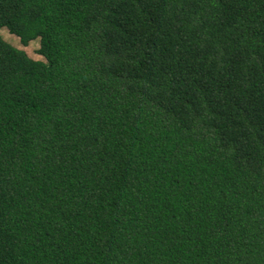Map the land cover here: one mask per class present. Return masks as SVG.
Returning <instances> with one entry per match:
<instances>
[{"label": "trees", "instance_id": "16d2710c", "mask_svg": "<svg viewBox=\"0 0 264 264\" xmlns=\"http://www.w3.org/2000/svg\"><path fill=\"white\" fill-rule=\"evenodd\" d=\"M0 264H264V0H0Z\"/></svg>", "mask_w": 264, "mask_h": 264}, {"label": "rangeland", "instance_id": "374dc122", "mask_svg": "<svg viewBox=\"0 0 264 264\" xmlns=\"http://www.w3.org/2000/svg\"><path fill=\"white\" fill-rule=\"evenodd\" d=\"M0 33L7 42L17 48L23 49L31 58L35 60L46 61V58L38 53L41 46L40 38H36L32 40L28 45H24L21 42L19 36L11 33L7 27H2L0 29Z\"/></svg>", "mask_w": 264, "mask_h": 264}]
</instances>
